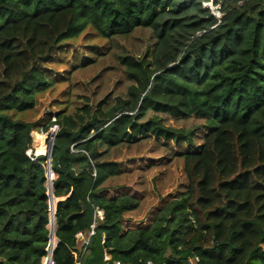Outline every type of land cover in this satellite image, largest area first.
Instances as JSON below:
<instances>
[{
	"label": "trees",
	"instance_id": "trees-1",
	"mask_svg": "<svg viewBox=\"0 0 264 264\" xmlns=\"http://www.w3.org/2000/svg\"><path fill=\"white\" fill-rule=\"evenodd\" d=\"M210 1L0 0V264L48 256L47 158L28 156L35 123L21 118L52 86L46 64L86 30L112 42L137 29L155 41L142 59L118 55L125 93L86 97L44 125L56 128L54 264H264V0H215L220 17ZM189 119L204 121L200 145V128L170 123ZM148 140L186 144L174 155L188 186L150 224L124 229L142 204L104 193L122 173L108 156ZM95 207L104 219L86 247L76 235L88 237Z\"/></svg>",
	"mask_w": 264,
	"mask_h": 264
},
{
	"label": "rangeland",
	"instance_id": "rangeland-1",
	"mask_svg": "<svg viewBox=\"0 0 264 264\" xmlns=\"http://www.w3.org/2000/svg\"><path fill=\"white\" fill-rule=\"evenodd\" d=\"M213 3L211 0L204 5L210 8L214 15L220 17L221 13H218L220 8ZM154 41L150 30L137 29L129 37L118 38L112 42L98 36L93 30H86L80 37L64 42L46 64L52 86L37 95V106L34 110L20 116L26 122L35 123L32 136L35 138V133L45 136V145L49 149L56 128L50 129L47 133L43 128L51 117H55L57 111L67 107L73 110L80 106L86 97L91 103H96L108 93L114 95L125 93L127 82L119 67L118 55L129 54L136 59H142L147 49H152ZM170 123L185 129L200 128L195 143L200 145L203 142L206 132L203 127L204 121L171 120ZM186 148V144L177 146L170 143L163 146L148 140L110 152L108 160L119 163L122 173L105 183L104 193L108 196L123 193L135 195L142 204L137 211L125 214L122 219L124 229L150 224L160 209L186 191L188 180L184 171V159L175 156ZM33 153L36 154L35 148ZM47 153L40 156L47 158ZM52 201L56 206L58 199L53 198ZM48 227L49 229L52 227L50 221ZM56 242L54 238V246Z\"/></svg>",
	"mask_w": 264,
	"mask_h": 264
},
{
	"label": "built area",
	"instance_id": "built-area-1",
	"mask_svg": "<svg viewBox=\"0 0 264 264\" xmlns=\"http://www.w3.org/2000/svg\"><path fill=\"white\" fill-rule=\"evenodd\" d=\"M218 13H219V11H218ZM55 134H56V132L54 134H52V135L55 136ZM32 139H33V146H32L31 149L28 150L27 154L32 159H36L40 155H37V154H34L33 153V148H35V138L32 136ZM53 140H54V138H53ZM53 140L50 142V145L53 142ZM49 148H50V146H49ZM29 151H31V152L29 153ZM47 155H48V153H47ZM48 164H49V160L46 163V165H47L46 166L47 178H48V183H49V181H52L53 180V178L55 177V174H54V172L52 170H48ZM103 219H104V212H103V210L100 209L99 207H95L94 217H93L92 223L90 225V230H89V233H88V237H86L83 233L80 232V233H78L76 235L77 239L83 240L85 242L86 247H87V245L90 242V238L95 234V229H96L98 223L101 220H103ZM86 247L83 249V254L86 252V249H87ZM48 252H49V249H48ZM76 257H77V255H76ZM45 259H46L45 262H47V264H54V262L52 260V257L51 258H45ZM109 259H110L109 256H105V260H109ZM81 260H82V256L80 258H78L76 264H82ZM193 261H195V262L198 261V258H195V260H193ZM116 264H121V263L120 262H117ZM148 264H151V263L149 262Z\"/></svg>",
	"mask_w": 264,
	"mask_h": 264
},
{
	"label": "water",
	"instance_id": "water-1",
	"mask_svg": "<svg viewBox=\"0 0 264 264\" xmlns=\"http://www.w3.org/2000/svg\"><path fill=\"white\" fill-rule=\"evenodd\" d=\"M213 2H214V0H213ZM52 150H53V142L50 145L48 155H47V158L49 160L48 170H52L51 169ZM48 195H49V206H50V211H51L50 224L52 227L50 229V242H49V247H48L49 252H48V256L46 258H51L52 257V251L54 248L53 241L55 238V231H56V224H55L56 207L54 206V203L52 201V199L54 198L53 192H52V181H49V183H48ZM53 220H54V224H53Z\"/></svg>",
	"mask_w": 264,
	"mask_h": 264
},
{
	"label": "bare ground",
	"instance_id": "bare-ground-1",
	"mask_svg": "<svg viewBox=\"0 0 264 264\" xmlns=\"http://www.w3.org/2000/svg\"><path fill=\"white\" fill-rule=\"evenodd\" d=\"M49 151L45 145V136L35 133V153L37 155H44Z\"/></svg>",
	"mask_w": 264,
	"mask_h": 264
}]
</instances>
